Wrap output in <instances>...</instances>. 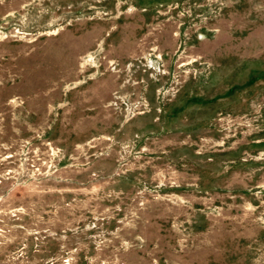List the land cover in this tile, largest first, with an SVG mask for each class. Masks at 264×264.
Returning <instances> with one entry per match:
<instances>
[{
  "label": "rangeland",
  "instance_id": "1",
  "mask_svg": "<svg viewBox=\"0 0 264 264\" xmlns=\"http://www.w3.org/2000/svg\"><path fill=\"white\" fill-rule=\"evenodd\" d=\"M0 264H264V0H0Z\"/></svg>",
  "mask_w": 264,
  "mask_h": 264
}]
</instances>
